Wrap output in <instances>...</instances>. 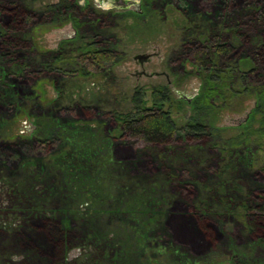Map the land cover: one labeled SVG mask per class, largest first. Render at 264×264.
I'll use <instances>...</instances> for the list:
<instances>
[{
	"label": "rangeland",
	"instance_id": "1",
	"mask_svg": "<svg viewBox=\"0 0 264 264\" xmlns=\"http://www.w3.org/2000/svg\"><path fill=\"white\" fill-rule=\"evenodd\" d=\"M15 1L44 15L23 35L35 50L24 57L60 51L64 71L29 80L20 105L0 111V152L7 155L0 157V264H264V235H249L238 219L241 201L264 200L258 89L231 78L205 112L190 101L205 75L190 50L218 36L228 35L239 51L217 66L228 72L236 66V78L259 69L264 84L230 22L233 5L132 0L139 4L105 9L98 3L112 0H72L76 16L49 23L46 12L61 0ZM250 34L258 47L261 35ZM83 50L106 52L102 61L97 56V69L80 61ZM144 54L148 60L140 64ZM154 72L167 76H148ZM3 86L11 90L13 79ZM156 86L166 88L165 109L178 130L197 120L215 137L195 142L179 131L172 143L155 147L121 138L113 113H131L137 90L151 106ZM239 134L243 144L227 146ZM46 138L41 150L36 139ZM47 222L57 238L40 249L29 236ZM12 254L23 259L13 261Z\"/></svg>",
	"mask_w": 264,
	"mask_h": 264
},
{
	"label": "trees",
	"instance_id": "2",
	"mask_svg": "<svg viewBox=\"0 0 264 264\" xmlns=\"http://www.w3.org/2000/svg\"><path fill=\"white\" fill-rule=\"evenodd\" d=\"M61 1L62 3L54 5L53 9H49L48 12H46L50 16V18H48L49 23L62 20L63 15L69 13L76 16L75 13L77 9H75V3L72 0ZM144 1L146 6L151 0ZM238 1L239 0H216L219 8L218 10H222L228 5H233V8L230 7V9H232L230 22H232L233 26L236 28H240V30L236 31V34H238L240 38L242 37L248 50H250L253 61L259 65L258 67L261 68L264 73V0ZM243 7L246 8V12L243 11L244 9L242 10ZM43 16V14L32 12L27 6L15 0H0V72L3 75L0 76V111L7 108V103L14 106L20 105L21 97L19 96H21L22 90H24L29 80H34L44 75L57 76L58 73H60L59 71H64L61 65V63L64 62L60 51H56L55 53L43 52L42 54L35 52L38 59L35 57L31 58L35 50L31 47L32 42L25 39L23 35L31 27L37 25L36 23L42 20ZM78 22L79 24L76 25L81 27V20ZM250 33L261 35L263 41L258 47L250 44ZM192 43L194 42H191V44ZM28 48L29 51L32 49V53L30 57L25 58V50ZM191 49L190 51H194V53L191 54V63L205 72L203 90L190 100H194L195 103L193 102V105L195 109L202 113L205 112L203 109L212 108L215 99L219 96L217 89L226 87L227 80L234 78L244 86L245 90L248 87L251 88V86H253L254 90L258 89L255 115L258 116V123L264 126V84L261 83L262 73L259 72V69L251 68L247 72L239 74L238 78H236V66H230V72H228L218 67L216 64L217 60L228 61V59L231 60L238 54L239 50L228 41V35L210 39L204 45H198V43L195 42ZM83 51H86L85 53L83 52V54L86 55L82 57V54L80 61L86 63L89 70L92 68L97 69L101 63L97 60V56L100 57L102 61V58L106 54V52L103 53L101 50L97 53L87 50ZM227 67L229 66H226L225 69H227ZM207 72L211 74L208 75ZM9 76L14 81V86H12L11 90H8L12 93V96H9L8 91L5 90V87H9L5 86L7 84H4V88L1 87L4 82L8 83ZM16 83H19V85ZM168 101L169 97L166 88L156 86L152 90L151 106L148 107L144 101V92L142 90H137L132 97V112L127 115L114 112L112 115V120L115 121V125L120 131L121 138L136 139L145 146L155 147L172 143L177 139L179 131L183 133L184 138L195 142L207 137L212 140L215 137L213 130L208 125L197 120L188 122L183 130H178L170 117V111L165 109V105ZM240 137L241 134L236 138L229 139L227 141V146L234 149L240 147L241 144H243L242 141L238 140ZM36 141H38L37 146H39L41 150L44 149L46 145L48 146L47 138L44 140L36 139ZM212 144L214 146L217 145L213 142ZM5 156H7L5 153L2 154L0 152L1 158ZM261 170L264 172V167H262ZM219 175L220 173L218 175L217 173L215 174L216 177ZM237 188L239 189V193H242V191H240V186ZM248 199V201H241L243 213L238 219L249 235H264V200H254V198L252 199L250 196ZM193 214L200 221L204 219V217L199 215L195 210ZM45 229L47 230L45 231ZM54 229V225L51 222H47L44 225L43 233L35 232L34 236H29V238L36 244V247L48 249L45 245L47 243H52V239L57 238L54 232L56 229Z\"/></svg>",
	"mask_w": 264,
	"mask_h": 264
},
{
	"label": "water",
	"instance_id": "3",
	"mask_svg": "<svg viewBox=\"0 0 264 264\" xmlns=\"http://www.w3.org/2000/svg\"><path fill=\"white\" fill-rule=\"evenodd\" d=\"M106 1L107 0H105V2ZM108 4H111L113 6L116 5V6H121L123 8H128L131 5H138L139 2L132 1V0H112V1H109ZM148 57H149V55H146V54L140 55L138 57L140 64H142L143 61H146ZM153 75H160V74L159 73H156V72H154L152 74H148V76H153Z\"/></svg>",
	"mask_w": 264,
	"mask_h": 264
},
{
	"label": "clouds",
	"instance_id": "4",
	"mask_svg": "<svg viewBox=\"0 0 264 264\" xmlns=\"http://www.w3.org/2000/svg\"><path fill=\"white\" fill-rule=\"evenodd\" d=\"M98 6H101V7L105 8V9H107V8L111 7V4L106 3V4H103V5H99V3H98ZM11 259L13 261H20V260L23 259V255L22 254H12Z\"/></svg>",
	"mask_w": 264,
	"mask_h": 264
},
{
	"label": "flooded vegetation",
	"instance_id": "5",
	"mask_svg": "<svg viewBox=\"0 0 264 264\" xmlns=\"http://www.w3.org/2000/svg\"><path fill=\"white\" fill-rule=\"evenodd\" d=\"M147 60H148V59H147ZM159 74H163V75L167 76L164 72H161V73H159Z\"/></svg>",
	"mask_w": 264,
	"mask_h": 264
}]
</instances>
